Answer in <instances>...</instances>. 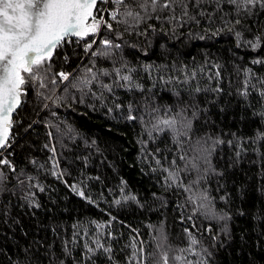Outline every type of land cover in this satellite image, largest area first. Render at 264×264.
<instances>
[{"label":"trees","instance_id":"16d2710c","mask_svg":"<svg viewBox=\"0 0 264 264\" xmlns=\"http://www.w3.org/2000/svg\"><path fill=\"white\" fill-rule=\"evenodd\" d=\"M108 9L23 86L0 150V264H264V7Z\"/></svg>","mask_w":264,"mask_h":264},{"label":"snow or ice","instance_id":"6c2138e0","mask_svg":"<svg viewBox=\"0 0 264 264\" xmlns=\"http://www.w3.org/2000/svg\"><path fill=\"white\" fill-rule=\"evenodd\" d=\"M116 2L123 3V0ZM244 3L264 7V0H244ZM96 5L97 0H0V149L5 148L9 141L12 113L21 103L23 86L40 79V74L50 67L46 61L51 59L53 50L66 38L75 36L84 39L90 33H96L101 23L92 11ZM111 15L116 19V12ZM89 18L90 25L87 23ZM104 45L107 49L110 41L105 40ZM91 46L92 42H89L86 50ZM115 46L119 47L118 44ZM58 75L62 80H68L66 73ZM122 79L128 81L130 77ZM39 86L44 87V84ZM160 123L172 128L176 121L165 119ZM205 153L207 162L210 153L207 149ZM72 187L75 191L76 186ZM78 194L84 196L82 191ZM196 242L192 241L193 244Z\"/></svg>","mask_w":264,"mask_h":264},{"label":"built area","instance_id":"2783aa9c","mask_svg":"<svg viewBox=\"0 0 264 264\" xmlns=\"http://www.w3.org/2000/svg\"><path fill=\"white\" fill-rule=\"evenodd\" d=\"M109 1L110 0H100L99 1V3L100 2H102L101 4H97V8L98 9H100L101 10V14H100V17H99V20H101V23H100V25H99V28L97 29V31H96V34H95V38H97V36H98V33H99V30H100V27H101V25L104 23V21L106 20V18H107V15L111 12V11H109V9H108V3H109ZM96 8V9H97ZM95 12H96V10H95ZM112 13V12H111ZM96 16V15H95ZM70 38H72V37H68L66 40H68V39H70ZM75 40H79V37H75V39H74V41ZM89 42H92L91 40H89V41H87L85 44H84V48L86 49L87 48V45H88V43ZM112 42L110 41V44H111ZM89 49V48H88ZM61 72H63V73H66L67 75H68V77H69V73L66 71V70H64V71H61ZM60 72V73H61ZM60 80L62 81V82H64V81H66V80H62L61 79V77H60ZM9 143H7V145H8Z\"/></svg>","mask_w":264,"mask_h":264},{"label":"water","instance_id":"95a60500","mask_svg":"<svg viewBox=\"0 0 264 264\" xmlns=\"http://www.w3.org/2000/svg\"><path fill=\"white\" fill-rule=\"evenodd\" d=\"M99 1L100 0H97V4L99 3ZM96 8H97V5H96V7L92 10L93 11V13H94V15H95V10H96ZM88 21H89V19H88ZM88 21H87V23H88ZM73 37H75V36H73ZM66 40V39H65ZM55 50V49H54ZM53 50V51H54ZM21 102H22V94H21ZM20 105H21V103H20ZM19 105V106H20ZM19 106L16 108V110L19 108ZM16 110L12 113V120H13V117H14V114H15V112H16ZM11 131H12V127H11V129L9 130V139H10V136H11ZM8 143V142H7ZM1 150V149H0Z\"/></svg>","mask_w":264,"mask_h":264},{"label":"flooded vegetation","instance_id":"af4514ba","mask_svg":"<svg viewBox=\"0 0 264 264\" xmlns=\"http://www.w3.org/2000/svg\"><path fill=\"white\" fill-rule=\"evenodd\" d=\"M88 24H89V25L91 24V21H90V20L88 21Z\"/></svg>","mask_w":264,"mask_h":264},{"label":"rangeland","instance_id":"374dc122","mask_svg":"<svg viewBox=\"0 0 264 264\" xmlns=\"http://www.w3.org/2000/svg\"><path fill=\"white\" fill-rule=\"evenodd\" d=\"M67 39V38H66ZM66 41V40H65ZM63 43V42H62Z\"/></svg>","mask_w":264,"mask_h":264}]
</instances>
